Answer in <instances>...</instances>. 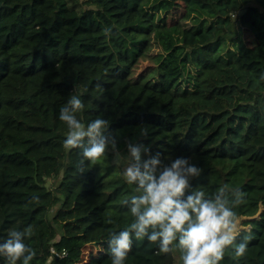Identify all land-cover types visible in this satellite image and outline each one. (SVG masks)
<instances>
[{
  "label": "trees",
  "instance_id": "16d2710c",
  "mask_svg": "<svg viewBox=\"0 0 264 264\" xmlns=\"http://www.w3.org/2000/svg\"><path fill=\"white\" fill-rule=\"evenodd\" d=\"M262 74L264 0H0V243L27 231L30 264H112L110 233L132 222L122 201L135 185L111 150L80 172L79 149L63 148L59 111L76 95L77 119L108 120L122 156L131 143L145 160L189 158L202 169L189 191L240 190L236 243L252 238L220 264H264ZM59 175L64 229L44 215ZM158 249L133 235L124 264H182Z\"/></svg>",
  "mask_w": 264,
  "mask_h": 264
},
{
  "label": "clouds",
  "instance_id": "9594fccd",
  "mask_svg": "<svg viewBox=\"0 0 264 264\" xmlns=\"http://www.w3.org/2000/svg\"><path fill=\"white\" fill-rule=\"evenodd\" d=\"M104 33L110 35L111 28H105ZM83 107L82 100L72 95L59 111V120L67 125L63 148L79 149L80 172L86 170L85 161L95 162L111 150L115 162H126L122 171L126 183L135 185L136 194L122 201L132 222L123 230L110 233L107 254L112 264H124L133 235L137 240L147 237L150 242H159L160 253L178 250L182 264H220L229 248L233 249L234 259L246 254L252 237L245 235L236 243L240 222L233 209L245 202L240 190L224 185L211 197L202 190L189 191L190 180L202 173L189 158L178 157L164 163L157 153L145 160L142 153L148 149L131 143L127 145V155L122 156L108 132V120L97 117L85 125L77 119L76 113ZM28 234L12 230L0 243V257L5 264H30L36 253L24 243Z\"/></svg>",
  "mask_w": 264,
  "mask_h": 264
},
{
  "label": "rangeland",
  "instance_id": "374dc122",
  "mask_svg": "<svg viewBox=\"0 0 264 264\" xmlns=\"http://www.w3.org/2000/svg\"><path fill=\"white\" fill-rule=\"evenodd\" d=\"M60 175L56 177H50L47 179L46 183L49 187H51L55 193L56 197L54 200L45 208L44 215L45 217L50 221H58L60 222L61 229H64V226L69 224V222L72 221V217L70 215L61 214V211L63 209L61 205V193L56 190L58 188V184L60 182ZM92 251L95 255H98L102 253L103 251H106V249L101 245H93L91 246Z\"/></svg>",
  "mask_w": 264,
  "mask_h": 264
},
{
  "label": "built area",
  "instance_id": "2783aa9c",
  "mask_svg": "<svg viewBox=\"0 0 264 264\" xmlns=\"http://www.w3.org/2000/svg\"><path fill=\"white\" fill-rule=\"evenodd\" d=\"M52 253H54L55 255H64L66 252L65 250H63L60 254H58L57 252L54 251V249L51 248L50 250Z\"/></svg>",
  "mask_w": 264,
  "mask_h": 264
}]
</instances>
